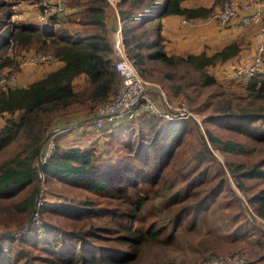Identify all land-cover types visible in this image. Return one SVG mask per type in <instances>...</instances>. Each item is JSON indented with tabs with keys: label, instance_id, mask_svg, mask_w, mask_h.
<instances>
[{
	"label": "trees",
	"instance_id": "obj_1",
	"mask_svg": "<svg viewBox=\"0 0 264 264\" xmlns=\"http://www.w3.org/2000/svg\"><path fill=\"white\" fill-rule=\"evenodd\" d=\"M190 1L195 0H118L115 4L116 23L119 21L121 25L126 54L139 75L145 80L168 81L174 97L187 95L188 89L221 90L207 68L225 63L241 50L232 41L212 54L168 53L162 34L163 19L179 16L186 21L203 20L214 10V6H183ZM65 2V15L51 17L42 28L32 23L11 26V9L0 4V68L11 64L13 56L19 54H49L62 63L25 87L17 83L0 86V116L4 119L0 126V199H12L6 207L0 206V213L7 217L0 218V225L5 227L0 230V264H138L145 246L172 238L176 226L191 213L193 217L194 211L203 212L206 205L201 204L212 197L197 195L195 188L205 182L199 173L182 172L184 187L172 192L167 200L175 208L170 230L165 224L149 220L150 215L146 214L148 191L158 192L194 123L191 118L143 115L124 118L119 125L105 122L85 141L97 133L115 131L126 137L118 153L120 158L115 161L103 159L94 145L77 142L90 122L55 132V149L41 166L45 183L53 179L91 192L106 200L105 213L95 207L93 199L82 204L64 199L41 203L37 209L39 221L30 219L23 228L20 227L26 218L21 221L11 218L12 214L27 217L33 210L39 179L37 158L52 120L74 104H88L87 114H92L97 106L110 100L119 85L114 70L116 58L105 24V16L112 12L111 4L107 0ZM72 4L81 7L76 14L81 27L77 38L55 29L56 24L73 17ZM80 76L86 77L89 86L76 91L73 81ZM244 83L248 84L240 88L233 100L222 104L218 101L215 105L212 102L213 112L204 120L205 125H215L228 135L223 137L207 127L204 131L211 147L225 154L262 152L259 159L249 164L238 159L224 161V165L251 210L264 219V186L247 192L250 186L246 183L255 179L264 183V71ZM143 118L148 132L139 129ZM62 138H73L75 142L63 145ZM11 144L16 147L8 153ZM204 148L211 155L205 144ZM224 184L225 179H220L218 185ZM43 213L62 217L72 228L44 220ZM11 222L15 227L6 229ZM260 231L264 234V229ZM259 243L263 247L264 239Z\"/></svg>",
	"mask_w": 264,
	"mask_h": 264
},
{
	"label": "rangeland",
	"instance_id": "obj_2",
	"mask_svg": "<svg viewBox=\"0 0 264 264\" xmlns=\"http://www.w3.org/2000/svg\"><path fill=\"white\" fill-rule=\"evenodd\" d=\"M225 1L226 0H197L194 2V5L208 7L214 6V12L218 10ZM238 1L245 2L246 0ZM1 3L7 4L11 9L12 13L10 15L9 23L11 26L20 23H32L39 26L34 20L35 16L29 15L35 7L31 6L28 2L22 1V3H19L18 0H0V4ZM73 5L74 4L70 7L74 12L73 17L67 18L66 23L56 24L55 29L61 33H65L66 35H72L73 38H77L80 36L78 32L81 30V27L76 21L78 18L76 14L81 10V7L77 8V6ZM1 13L2 8L0 9V14ZM208 20H210V17H208ZM201 23L202 22H199V24ZM196 28H198V26L193 23L188 27V29ZM245 29L253 30V27ZM245 29H236L239 33L237 32L236 37L227 44L232 41H235L239 45L242 44L244 39L242 37L240 38V31L244 32ZM180 34L181 33H174L173 36L168 39H175L176 41H173L172 43L174 45L179 44L180 49L181 47L183 48L184 54L188 53V50L186 49L188 45L194 50L199 49L198 46H194L189 43L187 44L185 36L180 37L179 39ZM206 41H208V39H206ZM224 45L225 41H220L216 44L209 43L208 45H204L202 41L200 43L201 50L196 52L212 54L215 51H218L217 49H221ZM12 54L13 53L10 52L9 56L12 57ZM18 56H20V54ZM14 61L15 57L13 56L12 62ZM245 64L246 63L239 65V70H237L236 65L234 64L227 65L225 63H216L208 67L207 72L208 74L215 76L218 83L221 85V90L217 87L206 88L203 90L188 89L185 93L187 95L179 97H174L170 93L169 88L171 83L168 81L144 79L149 83V87L155 86L157 91H162L172 106H179V104L183 103L189 110L192 109L195 113L199 114L201 117L199 118L202 119L201 131L194 123H192L189 133L183 138V142L179 147V153L173 159L170 170L168 169L166 177H164L163 181L159 185L158 192L151 189L148 191L149 201L146 204V210L148 211L146 214L148 217L150 215L149 220H155L160 224H165L167 226V231L170 230L172 226V216L175 214V208L173 209V207L167 203V200L172 192L178 188L184 187L185 181L183 180L182 172L188 171L191 175L199 173V178L202 180L204 179L205 182L195 188L197 189V195L199 194L201 197L210 195L212 197L208 201H206V199L205 202L201 204V206L206 205L203 212L200 211L195 213L194 211L193 217L191 216V213L176 226L172 238H169L168 240L165 239L160 244L158 243L156 245L145 246L143 255L141 256V260L138 264H199L209 255L231 252L244 253L248 260L246 264H264V246L262 247L259 243L264 239V234L260 231L262 230L261 224L257 223L255 219L252 220L248 216V210H250L251 207L247 204L243 193L236 186L230 176L223 173L218 159L207 153L206 148H204L205 143L200 134L201 132L205 133L204 127H207L213 133L223 137L228 135L226 131L215 125H205L204 120L208 114L213 112L212 106H210L212 102L215 105L218 101H220L219 104H222L228 99L232 98L233 100L234 96H238L237 93L240 91V88L245 87L246 84H248L244 83L246 81H242V77L240 76L241 67ZM11 65L12 64H9L5 67H9ZM39 69L46 70L45 68ZM166 72L176 73L169 70H166ZM76 87L77 89L81 88L79 84L76 85ZM85 88H82L81 90ZM222 90L223 93H219L222 92ZM151 94L154 98H156V93L154 94L151 92ZM88 106V104L71 105L64 112H62L59 117L70 112L75 114L74 117L75 119L77 117L76 120H79L83 114H87ZM54 119L52 120V123L54 122ZM3 120V117L0 116V124ZM145 121L146 118L141 120L139 129L148 132L147 129H145ZM78 123L79 122H76L75 124ZM86 125L82 130L85 132L78 138L77 142L80 141L82 145H94V147L97 148L98 152L101 154L100 156L103 155L102 158L107 161H115L119 159L120 157L118 153L121 152V143L126 139V137L124 138L122 135L116 134L117 131H115L110 134L97 133L92 139L90 138L85 141L86 138L93 136L96 132L93 123ZM71 142H75V140H73V138H62L63 145H69ZM14 147H16V144H11L9 146L8 153ZM213 150L214 153L221 159L223 164L224 161L238 159L249 164L262 156V152L257 150H254L247 155L236 156L225 154L217 149ZM222 178L225 179V184L220 187L218 183ZM246 183L250 186V189L247 192L256 191L260 187L264 186V183L257 179L248 180ZM46 184L47 188L40 204L45 201L61 202L64 199H66L67 202L70 201L82 204L86 199H93L97 203L95 207L100 209L101 213H105L104 209L107 204L106 200L97 197L91 192L56 182L53 179ZM212 192H215V196ZM11 200L12 199H0V206L3 208L6 207ZM244 202L246 204H244ZM42 215L44 220L49 221L58 227L67 229L72 228L71 223L62 217L54 216L50 213H43ZM31 216V213L27 215V217L19 214H12L11 218L19 221L26 218L24 223H27ZM5 217L6 216H3V214L0 213V218ZM94 222L98 223L99 221ZM11 224L12 225H9L6 229L15 227L13 222H11ZM3 229H5V227L0 225V230Z\"/></svg>",
	"mask_w": 264,
	"mask_h": 264
},
{
	"label": "built area",
	"instance_id": "obj_3",
	"mask_svg": "<svg viewBox=\"0 0 264 264\" xmlns=\"http://www.w3.org/2000/svg\"><path fill=\"white\" fill-rule=\"evenodd\" d=\"M28 2L35 7V22L40 27L49 24L51 17L64 16L67 12L65 0H18ZM112 6L118 0H108ZM210 20L220 28L235 27L243 30L253 27L255 34L256 48L250 61L241 67L240 76L244 81H249L254 76L263 71L264 66V0H226L218 10L210 14ZM112 48L115 55L114 70L119 77V85L115 94L106 103L95 108L92 115L94 129H100L105 122L119 125L122 119H136L143 115H153L164 119L195 118L200 121L199 114L189 110L183 103L179 106H172L166 95L157 88L149 87L136 70L133 62L127 56L122 40L121 25L117 21V30L112 38ZM53 60V56L47 54H28L15 57L11 66L0 68V86L13 85L17 80V75L21 68L25 66L35 67L45 65ZM156 93V98L151 94ZM200 117V118H199ZM51 134L42 141L40 146L37 165L39 166L38 201L36 202L35 212L31 216L35 222L39 221L38 207L43 199L47 185L41 172V166L51 156L55 149V141ZM254 219L261 224L264 229V219L256 215L250 209ZM248 262L245 254L241 252H231L214 254L205 257L199 264H246Z\"/></svg>",
	"mask_w": 264,
	"mask_h": 264
},
{
	"label": "crops",
	"instance_id": "obj_4",
	"mask_svg": "<svg viewBox=\"0 0 264 264\" xmlns=\"http://www.w3.org/2000/svg\"><path fill=\"white\" fill-rule=\"evenodd\" d=\"M108 1V0H107ZM197 1V0H195ZM195 1H190V2H185L183 3V6L188 7V8H193V7H197L199 5H194ZM109 2V1H108ZM110 4V3H109ZM111 9L112 12L108 15L105 16V24H106V28L108 30V36L110 37V40L112 42V38L114 33L117 30V23H116V18L115 16L117 15V10L115 6L111 5ZM208 7V6H206ZM71 12H73L71 10ZM35 12L32 11L29 13V15H34ZM29 17V16H28ZM35 20V18H34ZM199 22H202L201 24H199ZM195 24L196 26H198V28L196 29H188L189 25L191 24ZM162 34L166 39V50L168 51V53L170 54H180V55H184L183 53V48L181 47L180 49V45L176 44L174 45L172 42L176 41L175 39H168L171 36H173L174 33L179 34V39L180 37L185 36L186 42L187 44H192L194 46H198L199 49L194 50L192 49L189 45L187 46V50L188 53H200V52H196L201 50V46L200 43L203 41L204 45H208L210 44H216L225 41V45L231 41L232 39H234L236 37L237 32L239 33V31H237L235 28H220L218 26L215 25L214 22H211L210 20H208V18L203 19V20H191V21H186L184 20L182 17L179 16H170L167 17L165 19L162 20ZM186 25V26H184ZM185 27V28H183ZM240 31V38L242 37L244 39L243 43L240 44L241 46V50L238 53L237 56L233 57L232 59H229L228 61L225 62V64L227 65H236V69L239 70V65L244 64V63H248L250 61V59L252 58V56L255 53V48H256V42H255V31L254 28L252 29H248L243 32ZM206 39H208V41H206ZM169 40V41H168ZM223 46V47H224ZM222 47V48H223ZM221 48V49H222ZM221 49H217L218 51ZM216 52V51H215ZM245 64V65H246ZM62 65V63L60 61L57 60H52L50 63L45 64V65H39V66H35V67H30V66H25L23 68H21V70L19 71L18 75H17V86H27L30 83L37 81L41 78H43L48 72L59 68ZM39 68H45L44 69H39ZM243 81V79H242ZM74 87L76 91L81 90L82 88H87L89 86V82L86 79V77L84 76H80L79 78H76L74 81ZM80 85L81 88L77 89L76 85ZM74 113H66L63 116H56V118L58 119H54L53 125L51 126V128L48 130V132L56 127H59V130L67 128L71 125H74L76 122H79L81 125L83 123H93L92 120H87V121H83L85 118L87 119L88 117L93 116L92 114H83L81 116V118L79 120H76L74 117ZM76 121V122H75ZM3 123V121H2ZM2 123L0 124V126L2 125ZM56 131V132H57Z\"/></svg>",
	"mask_w": 264,
	"mask_h": 264
},
{
	"label": "water",
	"instance_id": "obj_5",
	"mask_svg": "<svg viewBox=\"0 0 264 264\" xmlns=\"http://www.w3.org/2000/svg\"><path fill=\"white\" fill-rule=\"evenodd\" d=\"M94 118H95L94 116H91V117H88L87 119L85 118L83 121L92 120V119H94ZM192 120H193L194 124L196 125V127H197L198 129H200V131H201V120H202V119H201L200 121H198L197 119L193 118ZM58 129H59V127H56V128H54V129L50 130L49 132H47V134H46V136H45V139L48 138L51 134L55 133ZM200 134H201V136H202V138H203V141H204V143H205V145H206L208 151L211 153V155H212L214 158H217V159H218V161H219V163H220V166H221V169H222L223 173L226 174V175H229V173H228V171H227L225 165L222 163L221 159H220V158L214 153L213 148L211 147L209 141L207 140L206 134H205L204 132H201ZM37 201H38V187H37V185H36L35 205H34L33 210H32V212H31L32 215H33V213L35 212V206H36V202H37ZM244 204H246V203L244 202ZM247 210H248V209H247ZM248 216H249L252 220L254 219V217H253V215H252V213H251L250 210H248ZM30 219H31V218H30ZM26 224H27V223H24L20 228H23Z\"/></svg>",
	"mask_w": 264,
	"mask_h": 264
},
{
	"label": "bare ground",
	"instance_id": "obj_6",
	"mask_svg": "<svg viewBox=\"0 0 264 264\" xmlns=\"http://www.w3.org/2000/svg\"><path fill=\"white\" fill-rule=\"evenodd\" d=\"M111 1H115V0H111Z\"/></svg>",
	"mask_w": 264,
	"mask_h": 264
}]
</instances>
